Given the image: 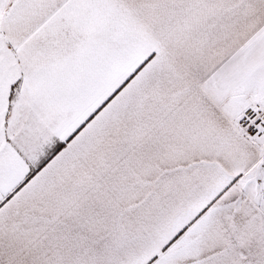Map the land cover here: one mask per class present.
<instances>
[{
	"label": "snow or ice",
	"instance_id": "1",
	"mask_svg": "<svg viewBox=\"0 0 264 264\" xmlns=\"http://www.w3.org/2000/svg\"><path fill=\"white\" fill-rule=\"evenodd\" d=\"M0 264H264V0H0Z\"/></svg>",
	"mask_w": 264,
	"mask_h": 264
}]
</instances>
